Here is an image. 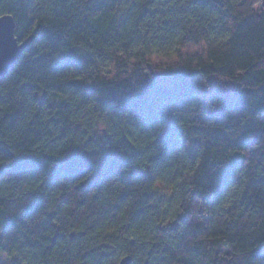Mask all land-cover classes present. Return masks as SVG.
I'll list each match as a JSON object with an SVG mask.
<instances>
[{"label":"trees","instance_id":"trees-1","mask_svg":"<svg viewBox=\"0 0 264 264\" xmlns=\"http://www.w3.org/2000/svg\"><path fill=\"white\" fill-rule=\"evenodd\" d=\"M34 36L0 78L10 264H264V59L211 53L264 0H0Z\"/></svg>","mask_w":264,"mask_h":264},{"label":"water","instance_id":"water-1","mask_svg":"<svg viewBox=\"0 0 264 264\" xmlns=\"http://www.w3.org/2000/svg\"><path fill=\"white\" fill-rule=\"evenodd\" d=\"M34 38L31 36L23 42L19 41L16 36V22L13 16H0V78L10 72ZM131 262V257L127 256L121 260L120 264H131Z\"/></svg>","mask_w":264,"mask_h":264},{"label":"rangeland","instance_id":"rangeland-1","mask_svg":"<svg viewBox=\"0 0 264 264\" xmlns=\"http://www.w3.org/2000/svg\"><path fill=\"white\" fill-rule=\"evenodd\" d=\"M254 44L257 46L251 36L244 35V38L233 41L225 51H213L211 57L215 64L221 65L225 71L233 73L240 69V58L247 60L249 56H254ZM10 261V257L0 253V264H10Z\"/></svg>","mask_w":264,"mask_h":264},{"label":"crops","instance_id":"crops-1","mask_svg":"<svg viewBox=\"0 0 264 264\" xmlns=\"http://www.w3.org/2000/svg\"><path fill=\"white\" fill-rule=\"evenodd\" d=\"M242 38H244V36ZM253 49H254V52H253L254 56L253 57L249 56V58L247 60H244V58H240L241 60H239L240 61V64H239L240 67L239 68H247L250 65L254 64L255 62L264 59V54L262 53V51L260 50L258 45L256 46L254 44ZM225 72H227V71H225ZM227 73L231 74L230 72H227Z\"/></svg>","mask_w":264,"mask_h":264}]
</instances>
